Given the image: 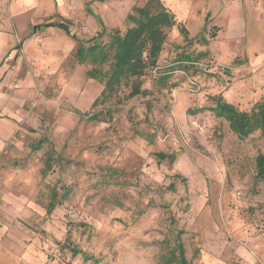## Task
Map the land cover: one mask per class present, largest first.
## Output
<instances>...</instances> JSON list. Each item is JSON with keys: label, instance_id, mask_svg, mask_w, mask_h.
I'll list each match as a JSON object with an SVG mask.
<instances>
[{"label": "rangeland", "instance_id": "rangeland-1", "mask_svg": "<svg viewBox=\"0 0 264 264\" xmlns=\"http://www.w3.org/2000/svg\"><path fill=\"white\" fill-rule=\"evenodd\" d=\"M41 1L37 12L55 10ZM147 3L174 17L163 50L107 97L76 40L42 34L6 85L0 264H177L167 258L178 233L190 264H264V137H238L212 110L219 97L243 111L264 100V0H78L86 17L68 7L71 30L125 33ZM139 83L145 93L131 97Z\"/></svg>", "mask_w": 264, "mask_h": 264}, {"label": "trees", "instance_id": "trees-1", "mask_svg": "<svg viewBox=\"0 0 264 264\" xmlns=\"http://www.w3.org/2000/svg\"><path fill=\"white\" fill-rule=\"evenodd\" d=\"M152 6L150 3L143 7L135 5L127 16V21L133 23V26L128 27L125 33L119 29L111 31L102 29L95 38L90 40H84L74 34L67 23L51 22L45 23L43 26H59L78 42L76 55L79 62L92 64L87 75L89 78L104 83L101 96L107 97L116 90L122 78L140 77L149 65L157 64L167 37L163 28L172 24L174 17L166 11L155 14L151 9ZM183 32L187 36V31L184 28ZM104 35L108 36L106 42L102 41ZM180 60L194 61L187 55L181 57ZM106 64L108 67H104ZM142 93L145 92L139 83L133 87L130 94L133 97ZM100 97L95 100L94 104L100 101ZM214 103L215 106L212 107V110L218 117L228 121L230 128L238 137L246 138L256 131H260L264 137V100L257 102L250 111L240 110L222 97L216 98ZM80 115L84 116V113H80ZM159 155L162 158L166 157L163 153H159ZM255 163L256 177L259 180H264V152L256 156ZM70 193L71 189L68 187L63 190L65 196ZM57 199L58 192L54 189L51 193L50 208L60 203ZM73 251L74 254L81 252L75 248ZM167 263L190 264L186 258L185 247L179 233L175 236V249L168 256Z\"/></svg>", "mask_w": 264, "mask_h": 264}, {"label": "crops", "instance_id": "crops-1", "mask_svg": "<svg viewBox=\"0 0 264 264\" xmlns=\"http://www.w3.org/2000/svg\"><path fill=\"white\" fill-rule=\"evenodd\" d=\"M5 1L0 0V108L6 98V85H10L11 80L16 76L18 78L21 76L19 70L21 60L28 58V55H36L37 48L34 39L37 34L44 35L48 44L73 45L75 39L63 28L43 26V24L67 23L71 29V16L68 14L70 6L76 16L86 17L83 14L79 15V12L74 8L78 0H54L55 10L51 13L44 10L43 13L37 12L38 7L42 4L41 0H13L8 5ZM89 14L92 16H87L86 19L89 22L97 19V16L92 12ZM57 15L61 20H56ZM37 25L40 26L36 27ZM13 91L14 88H12Z\"/></svg>", "mask_w": 264, "mask_h": 264}]
</instances>
